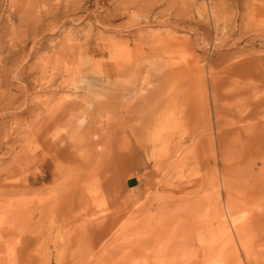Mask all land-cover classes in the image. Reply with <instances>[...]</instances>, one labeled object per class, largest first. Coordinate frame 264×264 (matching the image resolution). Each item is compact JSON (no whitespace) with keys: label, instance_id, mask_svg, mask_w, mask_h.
I'll list each match as a JSON object with an SVG mask.
<instances>
[{"label":"rangeland","instance_id":"1","mask_svg":"<svg viewBox=\"0 0 264 264\" xmlns=\"http://www.w3.org/2000/svg\"><path fill=\"white\" fill-rule=\"evenodd\" d=\"M195 248L264 264V0H0V264Z\"/></svg>","mask_w":264,"mask_h":264},{"label":"bare ground","instance_id":"2","mask_svg":"<svg viewBox=\"0 0 264 264\" xmlns=\"http://www.w3.org/2000/svg\"><path fill=\"white\" fill-rule=\"evenodd\" d=\"M232 222H233V220H232ZM226 225V224H225ZM231 225H232V223H231ZM226 227H227V225H226ZM227 229V228H226ZM228 231H229V229H227ZM226 230V231H227ZM225 233V232H224ZM228 233H230V232H228ZM231 234V233H230ZM218 238V237H217ZM233 240V239H232ZM231 244V243H230ZM200 246H201V244H200ZM203 248V247H202ZM208 248V247H207ZM226 248V247H225ZM215 249V248H214ZM192 250V249H191ZM195 250H196V248H195ZM220 250V249H219ZM228 250V249H227ZM233 250V249H232ZM210 251H211V249H210ZM222 251V250H221ZM231 251V250H230ZM235 251V250H234ZM202 250H196V251H194V252H192V253H188L187 255H184V257L183 258H179L178 260V262L179 263H177V264H181V263H183L184 264V262L186 261L187 262V264H197V262H199V261H201L202 260V258H203V255H201L202 253ZM207 252V251H206ZM213 252V251H212ZM226 252V251H225ZM237 253V252H236ZM210 253L208 252V255H209ZM222 254V253H221ZM207 255V256H208ZM229 256H230V254H228ZM201 256H202V258H201ZM226 256V255H225ZM231 256H232V254H231ZM224 257V256H223ZM204 260H205V258H203ZM210 261V260H209ZM209 261H206V262H209ZM224 262H225V260H224ZM204 263V262H203ZM212 263V262H211Z\"/></svg>","mask_w":264,"mask_h":264}]
</instances>
